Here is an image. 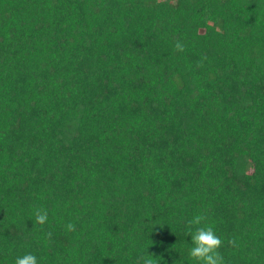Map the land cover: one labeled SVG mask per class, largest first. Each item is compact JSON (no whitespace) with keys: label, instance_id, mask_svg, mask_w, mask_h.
<instances>
[{"label":"trees","instance_id":"16d2710c","mask_svg":"<svg viewBox=\"0 0 264 264\" xmlns=\"http://www.w3.org/2000/svg\"><path fill=\"white\" fill-rule=\"evenodd\" d=\"M196 215L264 264V0H0V264H202Z\"/></svg>","mask_w":264,"mask_h":264},{"label":"clouds","instance_id":"9594fccd","mask_svg":"<svg viewBox=\"0 0 264 264\" xmlns=\"http://www.w3.org/2000/svg\"><path fill=\"white\" fill-rule=\"evenodd\" d=\"M175 49L183 52L185 45L183 42L177 41L175 43ZM35 222L44 225L48 220L47 209L39 208L35 211ZM206 217L203 215H196L193 219L188 221L189 234L191 235L193 247L190 250V256L196 261L202 262V264H224V258L219 249L223 245V240L216 234L213 226L205 225L196 227L192 232V226L201 225ZM67 230L72 232L76 230V226L73 223L67 224ZM48 240H51L52 233H47ZM228 243L232 246H236L235 239H230ZM154 257L147 255V258L142 257L143 264H154ZM15 264H38L37 257L31 253L25 254L22 257H18Z\"/></svg>","mask_w":264,"mask_h":264}]
</instances>
